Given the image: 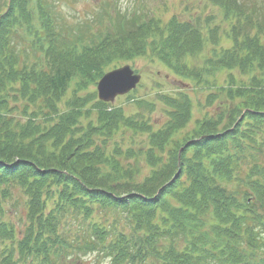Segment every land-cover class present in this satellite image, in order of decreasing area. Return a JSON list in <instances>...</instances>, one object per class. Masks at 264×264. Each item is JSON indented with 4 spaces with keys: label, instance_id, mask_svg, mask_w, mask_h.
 I'll return each instance as SVG.
<instances>
[{
    "label": "trees",
    "instance_id": "trees-1",
    "mask_svg": "<svg viewBox=\"0 0 264 264\" xmlns=\"http://www.w3.org/2000/svg\"><path fill=\"white\" fill-rule=\"evenodd\" d=\"M209 1L229 24L220 50L218 24L103 6L99 28L72 35L55 0H0V212L14 196L25 209L20 229L0 221V264H264V15L259 1ZM139 56L214 88L200 106L215 111L178 138L185 91L134 90L127 114L87 90Z\"/></svg>",
    "mask_w": 264,
    "mask_h": 264
},
{
    "label": "rangeland",
    "instance_id": "rangeland-1",
    "mask_svg": "<svg viewBox=\"0 0 264 264\" xmlns=\"http://www.w3.org/2000/svg\"><path fill=\"white\" fill-rule=\"evenodd\" d=\"M239 1L243 4L259 1L257 3V9L261 15H264V2L262 0ZM103 6L107 11L111 10L112 13L116 10L121 12L135 11L143 17L156 16L164 21L172 16H177L182 20H196L199 24L205 22H209L210 26L218 24L222 31L218 33L220 39L219 45L214 47L220 50L221 47H229L231 45L230 40L226 38L224 33V31H228L229 24L223 20L220 8L213 5L209 0H55L54 2V9L59 18L58 22H60L62 28L68 30L72 35L79 32L85 35L89 34L90 28L85 27V21H91L93 27L99 28L100 24H98V21L93 20V17L103 11ZM102 23L103 25L108 24L106 15H103ZM212 48L213 46L209 45V47H205L201 53L196 55L193 59L195 64H203L205 59L211 55L210 52ZM125 64H128L135 72L141 75L140 81L137 84V89L133 93L134 97H146L150 99L154 98L157 92L175 94L177 91H185L191 96L193 101L192 119L187 123V126L176 135L178 138L192 131L196 119H201L205 114H212L215 111L214 108L200 106L204 105L205 95L213 91L214 88L196 86L181 81L173 75L163 63L156 59H150L147 56H139L129 61L120 60L112 65L116 68ZM87 90H95L96 92V84L91 85ZM70 91L71 90H68L66 96L69 95ZM80 93L82 94L84 91ZM128 93L129 91L117 95L111 104L122 106L127 114H131L137 110V107L132 100H128V95H130ZM60 107H63L61 103ZM149 115L155 125L162 124L167 118L165 114L161 112L159 105L157 109ZM142 171H146L144 166L142 167ZM22 200L21 196H14L12 200L4 203L2 212H0V221L10 222L16 229L22 228L25 214ZM8 243L7 241H0V253L5 250V245ZM71 260H73L72 264H107L106 260L97 261L90 254L80 255L79 258L72 257Z\"/></svg>",
    "mask_w": 264,
    "mask_h": 264
},
{
    "label": "water",
    "instance_id": "water-1",
    "mask_svg": "<svg viewBox=\"0 0 264 264\" xmlns=\"http://www.w3.org/2000/svg\"><path fill=\"white\" fill-rule=\"evenodd\" d=\"M139 80L140 75L133 73L128 65L108 71L97 83L98 98L102 101H112L116 95L134 88Z\"/></svg>",
    "mask_w": 264,
    "mask_h": 264
}]
</instances>
